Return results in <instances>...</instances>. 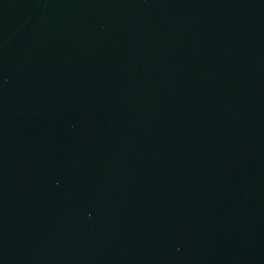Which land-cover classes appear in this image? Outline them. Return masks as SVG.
<instances>
[{"label":"water","instance_id":"obj_1","mask_svg":"<svg viewBox=\"0 0 264 264\" xmlns=\"http://www.w3.org/2000/svg\"><path fill=\"white\" fill-rule=\"evenodd\" d=\"M0 264H264V0H0Z\"/></svg>","mask_w":264,"mask_h":264}]
</instances>
